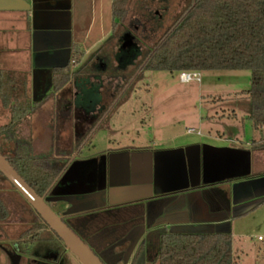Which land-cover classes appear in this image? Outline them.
I'll return each mask as SVG.
<instances>
[{"label":"crops","instance_id":"1","mask_svg":"<svg viewBox=\"0 0 264 264\" xmlns=\"http://www.w3.org/2000/svg\"><path fill=\"white\" fill-rule=\"evenodd\" d=\"M102 3L103 0H0V103L20 101L37 106L22 122L34 124V142L39 148L34 151L38 155L47 153L63 162L74 146H80L79 156L70 159L55 182V187L66 185L67 190L56 197L66 196L67 206L84 202L160 204V224L167 232L230 234L232 219L264 203L247 208L253 199L243 189L232 204L235 184L264 181V127L254 128L249 115L247 125H241L232 108L224 129L216 130L204 143L175 144L178 136H174L160 141L161 146L146 143L120 147L110 142L113 145L104 151L83 154L95 132L104 126L109 128L106 120L134 77L105 74L107 56L111 55L108 52H116L115 40L121 27L113 28L110 0L109 29L105 31ZM97 9L99 35L90 41ZM105 39L110 45L101 54L103 45L95 48ZM95 66L100 77L96 80L91 70L97 71ZM57 70L69 75L63 87L70 90L68 99L79 91L74 85L76 77L90 78L85 87L96 100L88 107L83 102L73 108L84 117L96 110L101 112L96 124L86 127L80 135L73 130L76 119H66L61 127L63 120L57 116L60 97L51 91L52 74ZM230 92L231 96L208 102L217 105L224 100L248 101L241 95L244 90ZM5 114L9 117V110Z\"/></svg>","mask_w":264,"mask_h":264},{"label":"rangeland","instance_id":"2","mask_svg":"<svg viewBox=\"0 0 264 264\" xmlns=\"http://www.w3.org/2000/svg\"><path fill=\"white\" fill-rule=\"evenodd\" d=\"M109 1L103 0L102 3L104 10L101 14V23L105 31L109 29ZM172 2L173 5L176 3L174 0H129L123 4L125 14L123 21L120 23L125 22L124 24L128 29L134 32L137 40H134V42L127 41L124 44L120 40L121 35L119 34L117 40H115L117 42L116 52L114 54L110 51L108 52L111 55L110 57L107 56L108 62L105 74L108 76L112 73H117L127 77V79L132 75L134 77L106 120L109 128L104 126L95 132L91 140L83 148L84 155L104 151L113 145H109L110 142H114V146L118 145L120 147L137 146L146 143L157 145L162 140L178 136V141L175 144L204 143L208 141L210 135H215L216 130L221 131L224 129L228 120L231 119V117L227 119V116L231 114L232 108L237 113L238 123L247 125L246 118L249 115V102L247 100H224L217 105H213L208 101L215 97L226 98L231 96L232 92L230 91L238 92L250 89L249 71L200 72L198 73L199 82L182 83L179 80V74L137 69L143 56L151 50L157 41V37L152 39L144 31L146 27L147 30L152 32V22H155L153 11L158 10L159 7H167ZM185 5L187 6V4ZM145 6L151 8L147 16L143 14L142 10ZM141 15L144 18V20L141 19V23L138 22L134 25L131 23L129 25L130 22L139 19ZM164 24L162 30L158 31L159 33L170 24L168 15L164 17ZM135 25L140 29L137 32L134 31ZM119 26L121 27V24H118L117 28ZM99 27L100 16L97 9L96 21L92 26L90 41L98 37ZM108 39H105L103 43L95 48L97 50L103 45L104 48L101 54L107 52L106 48L110 45ZM129 39L132 38L129 37ZM95 49L94 52L96 51ZM94 69L98 70V67L95 66ZM91 70L93 71L92 74H99L96 70ZM82 79L76 77L75 80L79 82ZM78 99H80V96ZM89 99L96 100L95 95H87V98L84 97L81 103H87ZM7 110L8 108L0 103V127L9 123L10 117L5 114ZM223 114L225 115L224 117L221 116ZM22 121L14 126L12 130L13 136L10 140L29 142L32 153L38 155L34 151V149H39L38 142H34V139H36L33 135L34 124ZM188 130H194L200 136L189 134L187 133ZM11 144V142H8L7 146H11ZM1 190L6 193V198L10 201L13 211L15 210L14 202H18L19 206L22 207L21 198L0 177ZM230 226L231 249L235 264H264V203L245 216L232 219ZM66 255L69 258V264H80L71 254L66 253Z\"/></svg>","mask_w":264,"mask_h":264},{"label":"trees","instance_id":"3","mask_svg":"<svg viewBox=\"0 0 264 264\" xmlns=\"http://www.w3.org/2000/svg\"><path fill=\"white\" fill-rule=\"evenodd\" d=\"M128 1L112 0L113 28L123 21V4ZM183 14L178 23L172 25L143 56L139 67L170 74L249 71L250 89L241 95L248 99V118L253 127H264V0H194V5L189 3ZM52 76L54 93L69 81L68 73L63 70L53 71ZM4 107L8 108L10 118L8 124L0 127V153L25 182L42 196L62 170L64 162L52 155H34L27 141L10 140L14 126L37 106L16 101ZM8 142L12 143L11 146H7ZM0 177L5 180L1 174ZM41 223L46 227L43 221ZM131 264L235 262L230 234L165 232L159 237L151 263L145 261L141 246Z\"/></svg>","mask_w":264,"mask_h":264},{"label":"flooded vegetation","instance_id":"4","mask_svg":"<svg viewBox=\"0 0 264 264\" xmlns=\"http://www.w3.org/2000/svg\"><path fill=\"white\" fill-rule=\"evenodd\" d=\"M174 2H176L174 5L172 2L167 7H159L158 10L153 11L155 22H152V32L147 30L146 27L144 29L147 32L146 34L149 37L151 36L150 38L155 39L157 37L156 40L160 39L172 25L178 23L180 16L184 13L189 3L194 5V0L193 2L190 0H174ZM142 10L143 14L147 16L151 8L145 6ZM166 15H168L170 24L159 33L158 31L162 30L165 25L164 17ZM141 19L144 20L142 15L139 19L130 22L129 25L131 23L133 25L138 22L141 23ZM124 23H120V40L122 43L127 41L134 42L137 37ZM138 30H140L139 27L135 25L134 31L137 32ZM129 37L133 40L129 39ZM97 73H99L98 70ZM97 75L93 76L95 80L100 78ZM88 79L90 78H83L79 82L77 80L74 81V85H77L79 91L75 96H69V99L67 98L70 91L68 88H62L56 92L60 97L56 112L58 118L63 120L61 127L64 126L66 119H76L73 122V130L75 134L79 133V135L84 132L86 127L96 124L97 114L101 112L96 110L95 114L84 117L74 110L84 97L87 98L88 90L85 84L88 83ZM51 91L53 92V85ZM79 96L80 99L82 98L81 100L78 99ZM84 105L88 106L89 104L87 102ZM79 147H73V151L63 161L62 170L43 194L45 195L44 199H49L47 202L48 206L103 264H131L136 251L141 246L144 249L145 261L151 263L157 251L156 248H158L160 235L167 232V228L160 224L162 220L160 204H147L144 206L143 204L132 202L117 204L84 202L67 206L66 202L53 201L56 198L62 200L67 198L62 195L56 197V194L64 193L67 187L64 184L55 187V182L70 159L79 156ZM18 196L21 198L19 194ZM66 200L69 201V199ZM12 202L14 201L12 200ZM13 204L15 207L14 211L10 201L6 198V193L1 190L0 264H69V258L66 253H70L64 248L63 244L58 242L55 233L47 226L42 225V220L37 213L22 198V207L19 206L18 202Z\"/></svg>","mask_w":264,"mask_h":264},{"label":"water","instance_id":"5","mask_svg":"<svg viewBox=\"0 0 264 264\" xmlns=\"http://www.w3.org/2000/svg\"><path fill=\"white\" fill-rule=\"evenodd\" d=\"M93 99L88 100L91 104ZM0 174L9 183V185L21 196V198L37 213L46 226L55 233L62 242L64 248L72 254L80 264H103L94 253L62 222L61 218L51 210L44 196H39L25 180L9 164L6 157L0 153ZM61 175V174H60ZM59 175V177H60ZM247 190L250 198L247 208L255 207L264 201V181L251 180L240 182L233 186L232 204L236 203V196L241 190ZM55 202H66L62 199H53ZM234 216V214H233ZM214 234H228L218 233Z\"/></svg>","mask_w":264,"mask_h":264},{"label":"built area","instance_id":"6","mask_svg":"<svg viewBox=\"0 0 264 264\" xmlns=\"http://www.w3.org/2000/svg\"><path fill=\"white\" fill-rule=\"evenodd\" d=\"M179 80L183 83H189L190 81L199 82V74L197 72H182L179 73ZM188 132L193 133L194 130H188Z\"/></svg>","mask_w":264,"mask_h":264}]
</instances>
